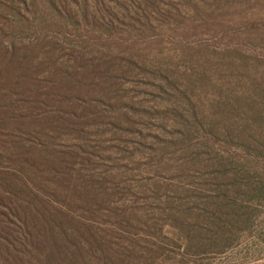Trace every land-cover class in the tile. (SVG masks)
<instances>
[{"label": "rangeland", "instance_id": "obj_1", "mask_svg": "<svg viewBox=\"0 0 264 264\" xmlns=\"http://www.w3.org/2000/svg\"><path fill=\"white\" fill-rule=\"evenodd\" d=\"M1 178L0 264H264V0H0Z\"/></svg>", "mask_w": 264, "mask_h": 264}, {"label": "trees", "instance_id": "obj_2", "mask_svg": "<svg viewBox=\"0 0 264 264\" xmlns=\"http://www.w3.org/2000/svg\"><path fill=\"white\" fill-rule=\"evenodd\" d=\"M44 165L43 162H41L40 160L34 162V169L38 172V185L41 186V180L40 177H42L41 175V167ZM44 171V169H43ZM43 183V182H42ZM44 184V183H43ZM24 187L25 184L22 186V188L18 187V186H14L13 181L6 179V178H1L0 179V204L2 205H6L7 208H9V210H11V212L14 214H17L16 212H18V214L20 213V208L21 211L24 213V217H25V221H24V225H25V231L27 233V235L32 236L33 238H37L40 236H49L50 234L52 235V238H55L58 235H63V232H59L58 227L61 228V226L59 225V217L58 214L55 213L53 215V213L47 215L45 213V204L44 201L41 199L35 200V197H33L34 199H32V203H35L36 205H38V212L36 211V213L30 211V208L25 209L22 206L20 207L19 205V196L21 193H23L24 191ZM9 195V199L8 197H3L4 195L6 196ZM39 198V197H38ZM53 225V227H52ZM32 232V233H31ZM32 234V235H31ZM56 243V242H55Z\"/></svg>", "mask_w": 264, "mask_h": 264}]
</instances>
